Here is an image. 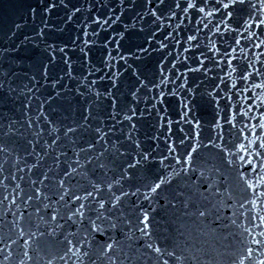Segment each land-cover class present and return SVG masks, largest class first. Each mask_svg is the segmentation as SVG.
<instances>
[{
	"label": "water",
	"instance_id": "obj_1",
	"mask_svg": "<svg viewBox=\"0 0 264 264\" xmlns=\"http://www.w3.org/2000/svg\"><path fill=\"white\" fill-rule=\"evenodd\" d=\"M177 1L0 0V264H28Z\"/></svg>",
	"mask_w": 264,
	"mask_h": 264
},
{
	"label": "snow or ice",
	"instance_id": "obj_2",
	"mask_svg": "<svg viewBox=\"0 0 264 264\" xmlns=\"http://www.w3.org/2000/svg\"><path fill=\"white\" fill-rule=\"evenodd\" d=\"M177 6H178V5H177ZM192 6H194V5L189 4V7H192ZM227 6H228V5H223V7H227ZM48 7L51 8V7H53V5L49 4ZM201 10H203V9H201ZM45 11H47V9H45ZM97 131H99V129H97ZM87 146H88L89 148L92 147L91 144H89V145H87ZM238 147H240L241 149H243V145H240V146H238ZM189 155H191V154H189ZM89 159H91V158L89 157ZM65 175H67V173H65ZM101 187H103L102 184H96V185H95V188H96V189H100ZM107 187H108V188H111L112 185H111V184H108ZM158 187H159V184H155L151 189H149V191H155V189L158 188ZM36 191H39V189H37ZM88 195H91V193H88ZM121 195H123V193H121ZM73 200H78V197L73 196ZM116 202H117V201H116L115 199L112 200V203H113V204H115ZM103 205H104V201H103V200L98 201V206L103 207ZM76 211H78V212H80V213L82 214V213H83V205H79V207L77 208ZM69 215H70V216H71V215H74V213L69 212ZM54 216H55V214L53 213V217H54ZM142 216H143V221H144V227L147 228V227H148V223H147V221H148V219H149L148 214H147V213H142ZM262 222H264V221H262ZM91 227H92V228H96V224H95V223H92V224H91ZM20 235H21V236H24L25 233H24L23 231H21V232H20ZM145 235H147V233H145ZM25 243H27V241H25ZM107 247H108V248H111V247H112V244L109 243V244L107 245ZM148 247H152V246H151V245H148ZM69 250L71 251V249H69ZM155 251L159 252L160 249H159V248H156ZM251 254H252L251 250H248V256H251ZM24 256H25V257L28 256V253H27L26 251L24 252ZM48 264H52V262L49 261ZM239 264H244V259H243V257L240 258Z\"/></svg>",
	"mask_w": 264,
	"mask_h": 264
}]
</instances>
